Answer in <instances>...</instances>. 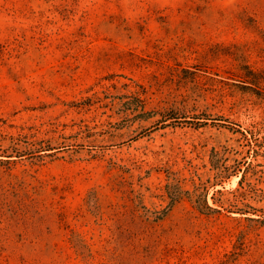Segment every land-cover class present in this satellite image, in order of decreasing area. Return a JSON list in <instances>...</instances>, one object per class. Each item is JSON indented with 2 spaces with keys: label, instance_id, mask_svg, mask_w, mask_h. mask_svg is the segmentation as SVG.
<instances>
[{
  "label": "rangeland",
  "instance_id": "374dc122",
  "mask_svg": "<svg viewBox=\"0 0 264 264\" xmlns=\"http://www.w3.org/2000/svg\"><path fill=\"white\" fill-rule=\"evenodd\" d=\"M0 264H264V0H0Z\"/></svg>",
  "mask_w": 264,
  "mask_h": 264
}]
</instances>
